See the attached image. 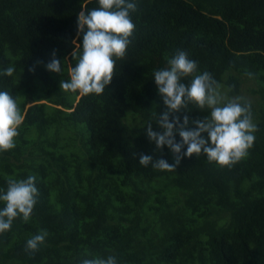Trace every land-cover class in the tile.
<instances>
[{
  "label": "trees",
  "instance_id": "trees-1",
  "mask_svg": "<svg viewBox=\"0 0 264 264\" xmlns=\"http://www.w3.org/2000/svg\"><path fill=\"white\" fill-rule=\"evenodd\" d=\"M96 0H0V88L25 119L0 152V186L35 175L29 221L0 233V264H78L115 254L120 264H264V0H138L126 55L101 95L59 88L80 43L77 18ZM184 49L229 98L244 97L257 125L249 155L231 167L185 157L172 171L141 165L154 151L144 128L162 102L152 80ZM56 50L62 74L44 64ZM34 67V71L29 69ZM254 75L249 77L248 73ZM190 116L207 110L189 106ZM48 236L34 251L26 239Z\"/></svg>",
  "mask_w": 264,
  "mask_h": 264
},
{
  "label": "clouds",
  "instance_id": "clouds-1",
  "mask_svg": "<svg viewBox=\"0 0 264 264\" xmlns=\"http://www.w3.org/2000/svg\"><path fill=\"white\" fill-rule=\"evenodd\" d=\"M97 7L81 10L77 18V34L82 38L72 51L74 65L68 68L69 78L61 79L59 88L81 96L101 95L112 81L117 59L126 55L135 23L131 13L138 0H96ZM163 67L153 69L162 108L153 111L155 127L149 120L144 128L154 151L164 148L172 154V162L141 153L139 163L158 170L172 171L185 157L204 154L210 163L231 167L249 155L255 141L257 125L253 122L251 104L244 97L229 98L220 83L208 70H201L198 61L184 49L166 56ZM50 72L62 74L61 59L56 50L44 64ZM34 71L35 68L29 69ZM15 67L0 65V78L12 76ZM254 74L249 72L248 76ZM207 110L202 118L190 116L189 106ZM25 119L12 92L0 88V152L13 149L19 128ZM38 177L9 176L6 187L0 186V233L11 229L16 218L30 220L39 198ZM48 231L40 229L25 242V250L34 252L44 244ZM78 264H120L115 254L84 257Z\"/></svg>",
  "mask_w": 264,
  "mask_h": 264
}]
</instances>
